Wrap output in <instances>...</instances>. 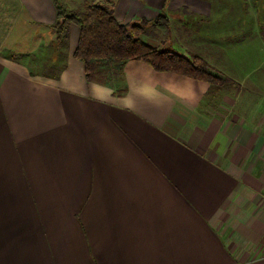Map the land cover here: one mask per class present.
Returning a JSON list of instances; mask_svg holds the SVG:
<instances>
[{
	"label": "crops",
	"instance_id": "crops-1",
	"mask_svg": "<svg viewBox=\"0 0 264 264\" xmlns=\"http://www.w3.org/2000/svg\"><path fill=\"white\" fill-rule=\"evenodd\" d=\"M112 1L126 26L166 17L167 36L140 37L156 49L190 58L201 41L186 29L202 33L232 61L208 65L226 81L128 61L88 82L79 28L55 45L52 0H14L18 25L0 38V264H264V47L224 54L238 16L223 26L214 0Z\"/></svg>",
	"mask_w": 264,
	"mask_h": 264
},
{
	"label": "trees",
	"instance_id": "trees-1",
	"mask_svg": "<svg viewBox=\"0 0 264 264\" xmlns=\"http://www.w3.org/2000/svg\"><path fill=\"white\" fill-rule=\"evenodd\" d=\"M52 2L57 12V21L52 26L55 33L54 43H66L70 24L79 28L74 57L84 65L88 82L95 79L103 81L105 72L100 70L108 69L112 64H116L119 70L128 61H142L157 72H172L215 86H221L226 81L200 58H186L171 50H160L143 43L139 36L140 25L126 26L115 20L112 0L91 3L81 11H69L59 0ZM151 25L163 32L168 30L167 19L163 16H159ZM7 56L18 62V56Z\"/></svg>",
	"mask_w": 264,
	"mask_h": 264
},
{
	"label": "rangeland",
	"instance_id": "rangeland-1",
	"mask_svg": "<svg viewBox=\"0 0 264 264\" xmlns=\"http://www.w3.org/2000/svg\"><path fill=\"white\" fill-rule=\"evenodd\" d=\"M68 1H69V8H74L75 10H78V11L84 10L86 5L91 4L89 3L90 2L89 0H59V3L61 5L67 6ZM103 1L104 0H101L100 3H103ZM262 1H259V0H214L213 1V4L211 5L208 13L213 12L215 14H221L223 16H226L227 20L223 21L222 23L223 26L225 24L226 25L229 24V26L232 25L234 27V25L237 23L236 29L234 27L233 30L231 31L228 30L226 34V38H225L226 41L223 40L225 41V43L222 44V49L225 50L224 54H227V50H228L229 57L232 56L230 54H234L230 52L232 51L231 50L232 47L229 45H233L235 40L237 41V45L248 44L250 41H255V43L261 42L259 46L264 47V37H261L260 35V30L264 31V13H262V7L264 8V4H262V6L260 5ZM65 8H68V7H65ZM186 13L193 14V12H185V9L184 10L178 9L172 12L173 16L179 19H183L182 16ZM233 13L238 16V20H237L238 22L234 21L235 24L233 22L231 23L229 22L231 17H235ZM18 18L19 16L16 11L14 0H0V36H1L0 38L9 34V32L12 31L13 27L18 25V20H17ZM259 20L261 21L260 23L258 22ZM139 25L141 27V33L139 35L140 37L145 35V37L149 39L158 40L159 39L158 36L164 37V35L161 33H165L166 36L169 34L167 30L163 32L158 29L155 30L154 27L151 29L149 25H145L143 23ZM186 35L188 38H191L193 36L194 39L198 38V41H201L200 43L201 48L199 50H197L198 47L194 48L192 44L189 46L188 45L186 46L187 51H188L187 53L188 56L200 58L207 65H211V64L215 65L219 59L221 60L220 61L221 65H224L226 62H232L231 60H228V59L224 60L222 52L217 53V51L214 52L212 49H210L207 43L203 40L204 37H199V36H202V33H194V35H192V32H189L188 29H186ZM252 37L256 39H253ZM51 43L53 45V41H51ZM153 43L156 45V42H153ZM55 45H57V43ZM52 47L53 46L50 47L51 50L53 49ZM4 48L5 49L3 50H5L6 54H13V52H11V49L7 47H4ZM39 51L44 52L45 55L48 56L49 48L48 46L43 47ZM39 51L36 52L35 54L36 56ZM262 60H264V54L263 56L258 55L257 61L260 63ZM100 71L105 72L104 74L105 78L107 76H110L112 79L118 75L116 64H112V66L108 67V69H102ZM261 71L262 70H259V72L256 73L255 80L257 83L261 82V73H262ZM241 92L244 93L245 89L241 90Z\"/></svg>",
	"mask_w": 264,
	"mask_h": 264
}]
</instances>
